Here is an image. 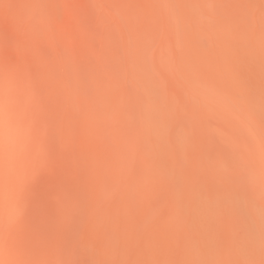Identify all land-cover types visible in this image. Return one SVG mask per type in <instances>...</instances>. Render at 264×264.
<instances>
[{
    "label": "bare ground",
    "instance_id": "bare-ground-1",
    "mask_svg": "<svg viewBox=\"0 0 264 264\" xmlns=\"http://www.w3.org/2000/svg\"><path fill=\"white\" fill-rule=\"evenodd\" d=\"M93 3L0 0V264H264V0Z\"/></svg>",
    "mask_w": 264,
    "mask_h": 264
},
{
    "label": "rangeland",
    "instance_id": "rangeland-1",
    "mask_svg": "<svg viewBox=\"0 0 264 264\" xmlns=\"http://www.w3.org/2000/svg\"><path fill=\"white\" fill-rule=\"evenodd\" d=\"M87 2H88V4H89V7L94 11V3H93V0H87ZM3 8H4V7H3L2 5H0V15L2 14V11L4 10ZM0 19H1V18H0ZM1 21H3V20L1 19L0 22H1ZM77 60L80 61V62L82 61V59H80L79 57L77 58ZM83 138H84V137H83ZM86 143H87L86 146L91 145V143L88 145L89 142H86ZM76 146H77V147H76ZM86 146L82 144V148H83V149H80L79 147H81V145H80V144L77 145V143H76V144L74 145V149H71V150H70L68 146H66L67 148H65V147H60V146L57 145V146H55V151L52 153L50 159L53 160L52 157H53V156L56 157V154H59V153H63L64 156H67V157L69 158L70 154H69V155H66V154H65V153L68 154L69 152L72 153V157L74 156L73 158H75V153H76V155H77V154L80 153V152L88 151V148H87ZM91 146H92V145H91ZM91 146L89 147V150H92V152L95 153L96 150H93L94 146H92V147H91ZM59 147H60L61 149H63V150L66 149V150H64L65 153H64L63 151H62V152L59 151V153L56 152V151H58V150L60 149ZM84 147L86 148L85 150H84ZM70 148H71V147H70ZM61 149H60V150H61ZM77 149H79V150H77ZM94 149H95V148H94ZM77 152H78V153H77ZM92 152H91V151H89V153L86 152V153H87L86 155H88V154H90V153H92ZM63 154H62V155H63ZM51 160H50V161H51ZM72 160H73V159H72ZM53 162H55V161H53ZM53 162H52V163H53ZM48 164H49V163H48ZM48 164H47V165H48ZM50 164H51V163H50ZM56 164H57V163H56ZM69 164H70V165H73L71 162H70ZM77 164H78V163H77ZM84 164H85V163H84ZM52 165H53V164H52ZM52 165H51V166H52ZM57 165H58V164H57ZM59 165H60V164H59ZM53 166H56V165H53ZM53 166H52V167H53ZM60 166H61V165H60ZM46 167H47V166H46ZM49 167H50V166H49ZM56 167H57V166H56ZM81 167H82V165H81ZM83 167H84V166H83ZM48 169H49V168H48ZM51 169H52V168H51ZM49 170H50V169H49ZM51 171H52V170H51ZM44 172H45V171H44ZM44 172H43V174H44ZM48 172H49V171H48ZM45 173H46V172H45ZM46 174H47V173H46ZM44 175H45V174H44ZM44 175H43V177H44ZM48 175H49V174H48ZM43 177H42V181L45 182L44 179H46L47 176H45L44 179H43Z\"/></svg>",
    "mask_w": 264,
    "mask_h": 264
}]
</instances>
